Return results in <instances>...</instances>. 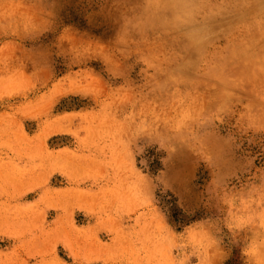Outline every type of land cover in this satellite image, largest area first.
Here are the masks:
<instances>
[{
  "label": "rangeland",
  "instance_id": "rangeland-1",
  "mask_svg": "<svg viewBox=\"0 0 264 264\" xmlns=\"http://www.w3.org/2000/svg\"><path fill=\"white\" fill-rule=\"evenodd\" d=\"M190 1L0 0V264H264V0Z\"/></svg>",
  "mask_w": 264,
  "mask_h": 264
},
{
  "label": "bare ground",
  "instance_id": "bare-ground-1",
  "mask_svg": "<svg viewBox=\"0 0 264 264\" xmlns=\"http://www.w3.org/2000/svg\"><path fill=\"white\" fill-rule=\"evenodd\" d=\"M167 6L171 10L176 11L177 9H180V10L185 11L186 13H188L190 11V9L195 8L194 7L195 6V3L192 2V1H190V0H167ZM262 25H264V24H262Z\"/></svg>",
  "mask_w": 264,
  "mask_h": 264
},
{
  "label": "trees",
  "instance_id": "trees-1",
  "mask_svg": "<svg viewBox=\"0 0 264 264\" xmlns=\"http://www.w3.org/2000/svg\"><path fill=\"white\" fill-rule=\"evenodd\" d=\"M237 263V258L233 257L229 259L225 264H236Z\"/></svg>",
  "mask_w": 264,
  "mask_h": 264
}]
</instances>
